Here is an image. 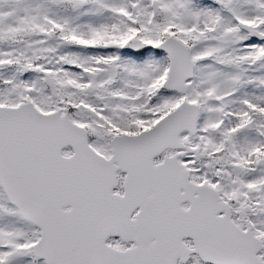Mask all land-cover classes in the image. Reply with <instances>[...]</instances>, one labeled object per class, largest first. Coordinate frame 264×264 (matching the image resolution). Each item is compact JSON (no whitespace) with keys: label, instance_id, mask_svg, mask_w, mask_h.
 <instances>
[{"label":"snow or ice","instance_id":"1","mask_svg":"<svg viewBox=\"0 0 264 264\" xmlns=\"http://www.w3.org/2000/svg\"><path fill=\"white\" fill-rule=\"evenodd\" d=\"M0 264H264V0H0Z\"/></svg>","mask_w":264,"mask_h":264}]
</instances>
